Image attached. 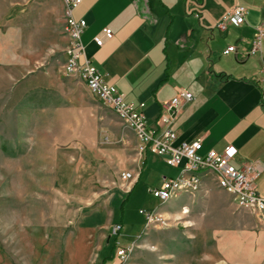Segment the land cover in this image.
Returning <instances> with one entry per match:
<instances>
[{"label": "rangeland", "instance_id": "1", "mask_svg": "<svg viewBox=\"0 0 264 264\" xmlns=\"http://www.w3.org/2000/svg\"><path fill=\"white\" fill-rule=\"evenodd\" d=\"M65 7L0 0V264H100L114 241L134 248L108 264H264V226L211 173L197 192L152 195L174 168H143L134 132L65 72ZM153 208L164 223L147 228Z\"/></svg>", "mask_w": 264, "mask_h": 264}, {"label": "crops", "instance_id": "2", "mask_svg": "<svg viewBox=\"0 0 264 264\" xmlns=\"http://www.w3.org/2000/svg\"><path fill=\"white\" fill-rule=\"evenodd\" d=\"M236 4L247 6L245 21L220 30L222 16ZM72 13L87 22L79 62L88 57L126 102L135 107L144 102L150 125L157 120L161 101L180 89L190 91L194 99L181 104L173 123L175 142L201 138V153L234 145L238 154L233 163L254 167L256 191L264 195V60L246 54L264 17V0H81ZM104 28L112 36H102L97 45L93 37L103 35ZM229 45L235 50L224 54ZM144 158L143 168L164 164L152 154ZM173 168L167 176L177 174Z\"/></svg>", "mask_w": 264, "mask_h": 264}, {"label": "built area", "instance_id": "3", "mask_svg": "<svg viewBox=\"0 0 264 264\" xmlns=\"http://www.w3.org/2000/svg\"><path fill=\"white\" fill-rule=\"evenodd\" d=\"M80 2L81 0H70V7H65L63 32L68 39V44L65 47L64 70L67 74L78 76L82 83H87L104 105L119 110V119L134 132L138 140L139 153L155 155L165 164L178 169L174 176L162 175L159 185L152 188V195L158 200L164 196L174 195L176 186H183L184 189H193V192H197L202 186V180H198V173L217 172L220 180L225 183L228 194L238 192V199H233L236 204L254 214L264 226V195L256 191L254 183L258 172L249 163L240 167L233 163L238 154L237 147L228 144L221 150L210 148L201 153V138L175 142L177 134L173 129V123L181 104L194 99L190 91L180 89L170 99L161 101L157 120L150 125L142 111L144 102H140L137 107L126 102L115 85L104 81L88 57L85 56L84 61L79 62L80 56L84 54L81 33L87 26V22L84 18L75 19L72 11ZM246 14L247 6L236 4L222 16L218 28L225 30L228 25L238 26L245 21ZM102 36L111 37V29L104 28L103 35L94 36L93 41L101 45ZM234 50L235 46L229 45L223 53L228 54ZM246 54L259 55L264 60V17L255 27ZM262 70L264 71V62ZM135 175L136 173L123 171L119 177L123 181H129L135 179ZM139 213L144 217L147 228L164 223L160 221V213H154V208L140 209ZM119 228L120 224H117L115 230ZM133 248L134 244L128 243L126 246L118 247L115 255L120 262L125 261Z\"/></svg>", "mask_w": 264, "mask_h": 264}, {"label": "bare ground", "instance_id": "4", "mask_svg": "<svg viewBox=\"0 0 264 264\" xmlns=\"http://www.w3.org/2000/svg\"><path fill=\"white\" fill-rule=\"evenodd\" d=\"M65 2H66L67 7H70V0H65ZM84 84L87 86V83H84ZM87 88L89 89V91L91 93L95 94L94 91L91 89V87L87 86ZM99 99H100V97H99ZM113 111H115L117 113V115L119 116V110L118 109H113ZM209 173H211L215 176V181H216L217 185L220 188H222L224 191L227 192V190L225 189V183L222 180H220L219 173H217V172H209ZM202 178H203V173H198V180H202ZM181 190H187V189H184L183 186H176V192L181 191ZM189 190H193V189H189ZM174 195L164 196V198L159 199V201L161 203H165V202L171 200ZM229 195H231L233 199H238V192H229ZM154 213H155V211H154ZM126 260H127V258H126Z\"/></svg>", "mask_w": 264, "mask_h": 264}, {"label": "trees", "instance_id": "5", "mask_svg": "<svg viewBox=\"0 0 264 264\" xmlns=\"http://www.w3.org/2000/svg\"><path fill=\"white\" fill-rule=\"evenodd\" d=\"M142 164L144 165L145 164V158L142 162ZM132 189V188H131ZM131 189L129 190V192L131 191ZM128 192V193H129ZM122 205V203H121ZM122 207V206H120ZM108 251H109V254H104V256L102 257L101 261H100V264H106L108 261L112 260L113 257H114V251H115V241L113 242V244L110 246V248H108Z\"/></svg>", "mask_w": 264, "mask_h": 264}]
</instances>
